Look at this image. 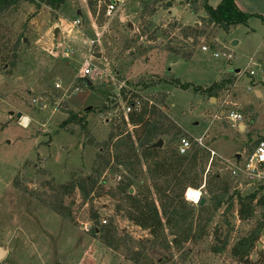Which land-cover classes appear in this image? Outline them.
I'll use <instances>...</instances> for the list:
<instances>
[{
    "label": "rangeland",
    "instance_id": "374dc122",
    "mask_svg": "<svg viewBox=\"0 0 264 264\" xmlns=\"http://www.w3.org/2000/svg\"><path fill=\"white\" fill-rule=\"evenodd\" d=\"M115 1L118 4L111 16H107L109 2H100L94 15L86 0H70L57 12L42 7L36 13L34 5L24 3L17 13H8L0 20V36L18 43L17 66L12 68L10 62L4 66L0 61V248L8 252L0 264H132L124 251L110 250L99 237L89 234L95 227L90 219L92 211L102 224L113 219L119 236L129 235L139 242L151 240L148 232L117 216L110 198L84 202L76 192L65 200L75 221L71 223L14 187L19 177L27 191L48 195L43 186L46 181L64 184L74 172L89 176L97 151L86 140L107 139L126 111L121 90L134 92L131 87L141 77L161 82L141 92V99L166 93L168 116L194 140L203 138V148L216 152L211 157L223 165L211 168V174L229 176L228 166L236 164L238 155L241 161L251 153L264 137V22L260 19L264 17V0H235L241 11L251 15L247 24L228 33L216 29L208 40L199 39L190 60L168 49L188 52L192 40L184 41L180 30L167 27L174 21L182 28L195 26L197 16H205L204 10L195 15L187 0ZM221 1L209 0V4L215 8ZM143 3L158 10L153 16H141ZM75 21L81 24L74 26ZM90 41L95 44L91 46ZM203 47L208 50L203 52ZM67 52L69 56H65ZM223 54H232L233 59L229 61ZM86 70L91 73L86 75ZM77 78L84 80V88L76 90ZM56 84L61 89H56ZM213 86H217V97L207 91ZM33 99L46 108L40 110ZM62 108L86 114L87 139L80 136L79 126L61 127L67 118ZM103 108L107 112L100 113ZM229 111L243 116L244 130L233 127L235 124L221 115ZM19 114L29 119L26 125L20 124ZM122 129L133 132L131 125ZM174 145H179V140ZM104 178L108 179L106 187L111 188L121 174L106 172ZM230 179L233 190L243 196L264 193V182ZM204 187L205 181L201 190H190L199 200L209 202ZM225 209L223 206L216 214L210 237L203 242L185 244L180 251L150 249L147 260L140 264H239L229 250L220 255L210 250L213 229L226 228L222 217ZM227 219L233 226L230 247L256 226L255 221L241 223L235 216ZM260 244L262 249L264 233ZM251 259H257L256 251Z\"/></svg>",
    "mask_w": 264,
    "mask_h": 264
},
{
    "label": "trees",
    "instance_id": "16d2710c",
    "mask_svg": "<svg viewBox=\"0 0 264 264\" xmlns=\"http://www.w3.org/2000/svg\"><path fill=\"white\" fill-rule=\"evenodd\" d=\"M68 1L70 0H0V20L8 13H17L24 3L34 5L38 13L42 7L57 12ZM102 1L109 2L86 0L91 14H96L97 6ZM186 3L195 15L204 10L205 16H197L199 26L182 28L174 21L173 24H168L167 29L180 30L184 41L192 40V48L188 52L182 53L171 46L168 49L171 54L187 60L192 59L199 39L208 40L216 29L228 33L234 27L246 25L251 17L239 9L235 0H222L215 8L209 4V0H187ZM142 8L141 16H153L158 10L147 3H143ZM168 8L165 5V9ZM260 19L264 22V17ZM17 59L18 43L12 44L11 39L4 41V37L0 36L2 65L10 62V66L14 68L17 66ZM160 83L141 77L131 87L134 92L131 93L125 88L121 90L126 106L135 107L126 117L124 115L120 118L103 142L87 139L89 133L86 128V114H76L68 108H62L61 112L67 118L61 127L66 129L71 124L79 126L80 136H85L86 144L94 146L97 151L90 175L82 177L74 172L64 184H57L54 179L46 181L43 186L49 191L48 195L27 191L19 183V177L14 181V187L56 215L66 217L71 223L75 221L72 212L65 205V200L72 198L76 192H79L84 202H93L104 197L112 199L117 216L148 232L151 240L139 242L129 235L119 236L113 219L102 224L100 216L93 211L90 219L95 227L89 234L99 237L110 250L124 251L132 264L146 261V253L150 249L180 251L185 244L196 245L203 242L210 237V228L216 214L226 206L222 215L225 217L226 228L216 226L213 229L211 253L220 255L229 250L232 259L239 264H264V245L262 249L258 246L264 233V193L254 192L243 196L239 191L233 190L235 186L230 179V173L227 177H221L218 173L211 174V168L223 163L211 157L209 150L199 147L194 138L168 116L167 94L157 92L147 96L146 100L141 99V92L152 90ZM173 83L182 88L188 87L178 82ZM75 88H84V80L77 78ZM207 91L213 92L214 97L218 95L217 86ZM137 101L140 102L139 107L136 106ZM103 112H107V108L101 109L100 113ZM128 125L133 127V132L122 129ZM169 138L171 140L165 143V139ZM182 139L192 143V147L183 155L179 153ZM159 140L164 141L163 147L153 148ZM178 140L179 145L175 146L174 143ZM106 172L121 174L115 187H106ZM137 181L140 183L137 184ZM204 181L209 202L205 201L200 206L188 201L186 192L190 189L201 190ZM135 187L134 193H131V189ZM229 216H235L241 223H256L247 234L237 237L231 247L233 226L228 222ZM254 251L257 252L256 260L251 259ZM182 257H185V253Z\"/></svg>",
    "mask_w": 264,
    "mask_h": 264
},
{
    "label": "built area",
    "instance_id": "2783aa9c",
    "mask_svg": "<svg viewBox=\"0 0 264 264\" xmlns=\"http://www.w3.org/2000/svg\"><path fill=\"white\" fill-rule=\"evenodd\" d=\"M116 1L115 0H109V5L107 6V16H111L113 12L116 11ZM81 24L80 21H75L73 23L74 26H79ZM95 44V41H90V45L93 46ZM208 50L207 47H203L202 51L206 52ZM65 56H69L68 52ZM224 57L227 58V60L231 61L233 59L232 54H223ZM215 58L219 57V54L214 55ZM91 73V70H86L85 74L89 75ZM56 89H61V86L59 84H56ZM78 90V89H76ZM33 104L38 106L40 110H43L46 108V105L42 102H40L37 99L32 100ZM136 106H140V102H136ZM135 106H126V111L124 112L125 117L128 113L131 112L132 108ZM221 115L224 116V118L228 122H232L235 125H232L233 127H239L241 124H243V116L236 111H229L227 114L221 113ZM216 118H220L219 116H216ZM195 142L197 145L201 148H203V138H197L195 139ZM192 147V143L187 139H182L180 141L179 145V153L180 154H186V152ZM206 149V148H205ZM208 150V149H207ZM212 155L214 156L215 153L213 151H210ZM228 170L235 180H244L245 182H264V137L259 139L256 145L254 146L253 150L249 154H245V157L236 162V164H232L228 166ZM196 204V203H195ZM106 222L104 221L103 224Z\"/></svg>",
    "mask_w": 264,
    "mask_h": 264
},
{
    "label": "water",
    "instance_id": "95a60500",
    "mask_svg": "<svg viewBox=\"0 0 264 264\" xmlns=\"http://www.w3.org/2000/svg\"><path fill=\"white\" fill-rule=\"evenodd\" d=\"M80 14V13H79ZM173 15H174V13H173ZM199 24L197 23V24H195V26H198ZM57 32H58V29H57ZM89 85V84H88ZM256 94L257 95H260V93L259 92H256ZM20 118H22V115L21 114H19L18 115V119H20ZM242 129V128H241ZM163 145H164V141L163 140H159L157 143H155L152 147L153 148H162L163 147ZM237 159L238 160H240V155H238L237 156ZM131 193H133V190L131 189ZM204 203H205V200L204 199H200V201L198 202V204L200 205V206H202V205H204ZM258 246H259V248L261 247V244H258ZM7 255H8V252H7V250L6 249H3V248H0V262H2V261H4L5 259H6V257H7Z\"/></svg>",
    "mask_w": 264,
    "mask_h": 264
},
{
    "label": "bare ground",
    "instance_id": "6f19581e",
    "mask_svg": "<svg viewBox=\"0 0 264 264\" xmlns=\"http://www.w3.org/2000/svg\"><path fill=\"white\" fill-rule=\"evenodd\" d=\"M26 120V119H25ZM24 121V120H23ZM187 197H188V201L192 202V203H197V201L199 202V197L198 195L193 192L192 190H188V194H187Z\"/></svg>",
    "mask_w": 264,
    "mask_h": 264
},
{
    "label": "crops",
    "instance_id": "0c3cea01",
    "mask_svg": "<svg viewBox=\"0 0 264 264\" xmlns=\"http://www.w3.org/2000/svg\"><path fill=\"white\" fill-rule=\"evenodd\" d=\"M116 4H118V1L116 2ZM60 30H58V32H59ZM26 119V120H25ZM24 120V121H23ZM29 121V119L27 118V117H22V119H21V121H20V124L21 125H26L27 124V122ZM239 128H240V130H244V126H243V124H241L240 126H239ZM242 128V129H241ZM215 154H216V152H215ZM217 155V154H216Z\"/></svg>",
    "mask_w": 264,
    "mask_h": 264
}]
</instances>
